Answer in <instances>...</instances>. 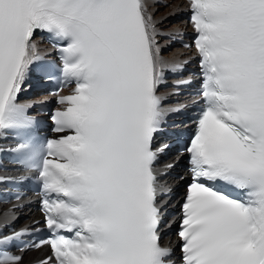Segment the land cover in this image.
<instances>
[{"label": "snow or ice", "instance_id": "1", "mask_svg": "<svg viewBox=\"0 0 264 264\" xmlns=\"http://www.w3.org/2000/svg\"><path fill=\"white\" fill-rule=\"evenodd\" d=\"M159 3L0 0V137H19L0 152L15 154L35 175L49 232L26 245L25 236L43 230L40 221L19 231L0 221V264H23L14 247L23 253L44 244L52 255L40 264H175L160 236L162 198L171 189L157 165L168 145L157 148L154 138L170 112L183 110L165 108L160 87L186 62L162 55L160 39L182 34L161 31L153 11ZM187 5L203 105L185 149L193 180L182 206V261L264 264V0ZM37 31L62 45V83L76 86L59 97L65 108L52 116L54 132L71 134L43 143L30 136L33 105L18 102L43 58ZM23 178L0 175V184Z\"/></svg>", "mask_w": 264, "mask_h": 264}, {"label": "bare ground", "instance_id": "2", "mask_svg": "<svg viewBox=\"0 0 264 264\" xmlns=\"http://www.w3.org/2000/svg\"><path fill=\"white\" fill-rule=\"evenodd\" d=\"M180 3H181V5H180L181 7H179L180 10L181 11L186 10V8H187L186 7V4L182 0H180ZM177 10H179V9H177ZM180 23H182V24H177L178 26L176 28H173V29L174 30L177 29V31H179L186 24V21H185V23L184 22H180ZM166 26L167 25L160 26V29H163ZM34 40L39 41V39H35V36H34ZM191 54L192 53L189 52V51H182V50H178L177 49L176 52H173L172 54H168V55H171V57L170 56H168V57L164 56V58L166 60L170 61V62H173V58H174V61L176 62V61H182V60H185V59H190L192 57ZM34 79H36V78H34ZM27 82H30V79H28ZM26 87L29 88L28 86H26ZM38 99H42V97L40 96V98H38ZM166 152L168 154L170 151L166 150ZM179 158H180V156L175 155L172 158H170L169 160H166V161L162 162L158 166V168L161 169L162 171H164V172L168 171L170 173L169 175H167L161 181V184L164 185V186L169 187L171 189V192L174 191L176 195L179 192H181L180 189L182 187V185H181L182 181H185L186 180V173L180 168V165L179 164H176L177 163V160H179ZM169 164L173 165V167H171L170 169H168V168L165 167L166 165H169ZM176 174H177V178L174 177ZM171 200H169L167 198L164 201V204L167 203L168 206H169V204L171 203ZM175 203H176V199H175V201L173 199L172 204H170V206L168 208L169 209H173V207L175 206ZM15 205H17V204H15ZM11 206L12 205H10V206H0V221L13 222V221H17L18 219L20 220L21 217H23V220H22L20 226L18 227V229H21V228H24L25 226H27L29 224H32V223H34L35 221L38 220L37 214L35 212H32V211L31 212H21L19 209L12 208ZM165 217L167 219H169L170 218V215L169 214H166ZM173 224H174V221L173 222L171 221L167 225L168 226H172ZM167 228L168 227H163L161 229V232L164 231V230H166ZM163 241L166 244L168 242V238L167 237L164 238ZM39 252H41V251H39ZM39 252H27L25 254L24 258H23V264H32V263L38 261L40 259L38 257V253Z\"/></svg>", "mask_w": 264, "mask_h": 264}, {"label": "rangeland", "instance_id": "3", "mask_svg": "<svg viewBox=\"0 0 264 264\" xmlns=\"http://www.w3.org/2000/svg\"><path fill=\"white\" fill-rule=\"evenodd\" d=\"M165 5H167V7H165ZM180 5H181L180 0H162V3L156 4L154 6L153 11L156 12V19L157 20H163V23L160 26L167 25L166 27L161 29L162 31L164 30L163 31L164 33L173 34V32L177 30V29L176 30L173 29V28H176L178 26L177 24H182L180 22H184L185 23V19L181 15V12H184L185 10L181 11L180 8H179V7H181ZM157 9H158V11H156ZM177 9H179V10H177ZM173 13H175V14L173 15ZM184 29H185V27H184ZM184 29H182V30L180 29V30L183 31ZM160 43H161V45L164 46L163 54L166 57H168V56L171 57V55H168V54H172L173 52H176V50H177L176 47H170L169 46V40H167V39H162ZM35 95H37V94H34V96ZM172 155H173V153L170 156H172ZM185 161H186V158L185 159H180L178 161V164H182ZM186 167H187V165L183 166L184 169ZM187 185H188V182H185L182 185V189L180 190L181 191L180 193H182L183 189ZM164 238H165V236H163L162 239H164Z\"/></svg>", "mask_w": 264, "mask_h": 264}]
</instances>
